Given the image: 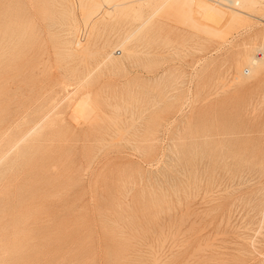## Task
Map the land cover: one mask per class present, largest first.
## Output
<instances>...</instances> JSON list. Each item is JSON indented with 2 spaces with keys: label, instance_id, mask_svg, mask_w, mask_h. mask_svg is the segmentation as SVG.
I'll return each mask as SVG.
<instances>
[{
  "label": "rangeland",
  "instance_id": "rangeland-1",
  "mask_svg": "<svg viewBox=\"0 0 264 264\" xmlns=\"http://www.w3.org/2000/svg\"><path fill=\"white\" fill-rule=\"evenodd\" d=\"M146 1L0 0V264H264V3L219 38Z\"/></svg>",
  "mask_w": 264,
  "mask_h": 264
},
{
  "label": "bare ground",
  "instance_id": "bare-ground-1",
  "mask_svg": "<svg viewBox=\"0 0 264 264\" xmlns=\"http://www.w3.org/2000/svg\"><path fill=\"white\" fill-rule=\"evenodd\" d=\"M91 2V0H89ZM115 1V0H114ZM113 0H95L92 1L89 5H91L88 9H86V11H83V16L82 22L84 23H89V20H94L93 17H95L96 15L98 16V14L100 13L102 7L104 8L103 5L109 4L114 2ZM146 1V0H145ZM148 1V0H147ZM146 1V2H147ZM150 1V0H149ZM152 1V0H151ZM145 2V3H146ZM89 3V2H88ZM264 3V0H156V6L154 11H152V14H150L148 16V18L153 17L154 15L159 14L161 11H164L166 9H169V16L171 19L170 20V26L172 31L174 33L179 32L178 30L180 28V30L184 29H193L196 30L197 32H205L207 34L210 35H215L219 38H223L222 36H225L223 34L229 32L233 27H235V25L238 23V21L241 20V18L244 16H251V14H249L247 12V10L251 7L254 8V6L256 7V5H260ZM141 4V3H140ZM147 4V3H146ZM117 7L118 4H115ZM121 5V4H120ZM264 5V4H263ZM68 7V6H67ZM72 7V6H71ZM120 7V6H119ZM69 8V7H68ZM112 6L109 8L112 10ZM141 9V7H139ZM116 10V8H115ZM110 11V10H109ZM114 11V10H113ZM106 12V11H105ZM108 12V11H107ZM106 12V13H107ZM252 12V11H251ZM112 13V12H111ZM72 14V13H71ZM103 14V13H102ZM143 14V13H142ZM109 15V12H108ZM107 15V16H108ZM70 16V14H69ZM80 16V15H79ZM96 16V18H97ZM72 17V16H70ZM138 17H141V11H138ZM198 17H202L203 19H207V20H213L214 21V26L216 25V27L214 26H210L205 24L202 20H196ZM244 19V18H243ZM247 19V18H246ZM250 19V18H249ZM100 20V19H99ZM251 20V19H250ZM89 21V22H88ZM206 21V20H205ZM243 21V20H241ZM146 22V21H145ZM208 22V21H206ZM97 23V21H96ZM213 23V22H212ZM70 24V23H69ZM145 24V23H143ZM74 25V23H73ZM83 25V23H82ZM89 25V24H88ZM91 25V24H90ZM97 25V24H96ZM138 25V24H137ZM87 26V25H85ZM94 26V25H93ZM239 26V25H238ZM76 27V26H75ZM74 27V28H75ZM143 27L142 24L141 26H139L138 28L136 27V30H132V34L134 35L135 32L139 29ZM79 28V27H78ZM85 28V27H84ZM88 28V27H87ZM189 29V30H190ZM71 30V29H70ZM92 30V28H91ZM75 31V30H74ZM83 31V30H82ZM87 31V30H85ZM137 31V32H138ZM84 32V31H83ZM88 32V31H87ZM94 32V31H93ZM136 32V33H137ZM195 32V31H192ZM73 33V32H72ZM77 33V32H76ZM131 32H129V34L124 37V39L122 40V44L120 43L121 47L120 49H122V52H127L128 49L125 48L126 46V42H128L129 37H132L130 34ZM75 34V33H74ZM179 34V33H178ZM177 34V35H178ZM193 34V33H192ZM229 34V33H228ZM82 35V34H81ZM197 35V34H196ZM174 36V34H173ZM212 38V36H211ZM182 39V38H181ZM171 40V39H170ZM169 40V41H170ZM184 40V39H183ZM185 41V40H184ZM184 41L182 42V40L179 39V37H177L176 42H178L179 44H184ZM81 40H78L76 43L77 47H81ZM175 42V41H174ZM221 42V40H220ZM230 42V41H229ZM252 42V41H251ZM262 42V41H261ZM260 42V43H261ZM112 43V42H111ZM124 43V45H123ZM83 44V42H82ZM87 44V43H86ZM110 44V43H109ZM188 44V43H187ZM115 45V44H114ZM237 45V44H236ZM251 45V44H250ZM86 45H84L85 47ZM102 46V45H101ZM172 46V45H171ZM222 46V45H221ZM228 46V45H227ZM245 46V45H244ZM82 48V47H81ZM117 48V47H116ZM133 48V47H132ZM240 48V47H239ZM86 49V48H85ZM246 49V48H245ZM132 49H130L129 51H131ZM253 50V49H252ZM111 51V50H110ZM114 51V50H113ZM230 51V50H229ZM85 53V52H84ZM91 53V52H89ZM115 53V52H114ZM113 53V54H114ZM121 53V51H120ZM129 53V52H127ZM88 54V53H87ZM252 56L248 57L247 59V66H246V73L247 75H251L253 76L256 72L258 73V71L260 69H262L264 67V42H262V44H259L258 48H255L253 50V53H251ZM110 55V54H109ZM112 55V54H111ZM86 56V54H85ZM120 56V55H119ZM84 57V56H83ZM106 57H110V56H106ZM114 57V56H113ZM124 57V56H123ZM115 59V58H114ZM117 59V58H116ZM112 60V58H111ZM104 61V60H103ZM118 62V61H117ZM110 64V62H109ZM244 68H242L241 72L243 73ZM257 73L255 75H257ZM235 77V76H234ZM238 78V77H237ZM235 79V78H234ZM86 101H81V103L77 104V105H81L82 108L86 107ZM79 106H77L76 108H78ZM82 111V110H80ZM82 115V114H81ZM18 144V143H17ZM16 144V145H17ZM197 170V169H196ZM229 171V170H228ZM214 173V172H213ZM185 174V173H184ZM190 179V177H189ZM189 183V182H188ZM190 185V184H189ZM113 230V229H112ZM46 249V248H45ZM44 252V251H43Z\"/></svg>",
  "mask_w": 264,
  "mask_h": 264
}]
</instances>
